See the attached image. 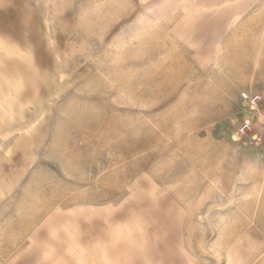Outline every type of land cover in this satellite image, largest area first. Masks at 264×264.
<instances>
[{"label": "rangeland", "instance_id": "374dc122", "mask_svg": "<svg viewBox=\"0 0 264 264\" xmlns=\"http://www.w3.org/2000/svg\"><path fill=\"white\" fill-rule=\"evenodd\" d=\"M235 1L57 0L0 80V150L26 151L0 264H264V0ZM183 10L224 27L167 28Z\"/></svg>", "mask_w": 264, "mask_h": 264}, {"label": "crops", "instance_id": "0c3cea01", "mask_svg": "<svg viewBox=\"0 0 264 264\" xmlns=\"http://www.w3.org/2000/svg\"><path fill=\"white\" fill-rule=\"evenodd\" d=\"M245 2L246 0H237L232 3L229 13L238 14ZM188 4L197 8L206 7L209 0H189ZM178 13L176 12V15ZM180 13L182 18L167 23V28L224 27L222 21L225 20L222 17L215 19L214 22L221 21V24L209 23L206 25L203 24L205 20L199 18L185 21V11ZM180 13L177 17L180 16ZM47 21L53 22V24L57 22V0H0V80L8 81V78L18 76L20 73H15V71H20L23 68L17 67H24L23 65L31 60V55L36 51L34 47L33 51L30 50L31 45L45 44L44 35L40 34V30H44L46 26L47 28L52 26L51 24L47 25ZM196 36L199 38V35ZM37 50L39 52L40 47ZM0 86V92L13 91L12 85L2 84ZM23 152L26 151L16 153L15 150H0V202L4 201L20 182L17 179L18 167H16V163L19 164V159L25 156ZM23 174L24 172L19 176L21 179L24 178Z\"/></svg>", "mask_w": 264, "mask_h": 264}, {"label": "built area", "instance_id": "2783aa9c", "mask_svg": "<svg viewBox=\"0 0 264 264\" xmlns=\"http://www.w3.org/2000/svg\"><path fill=\"white\" fill-rule=\"evenodd\" d=\"M240 99L244 101L250 108L257 109L263 102V98L261 93L259 92H250V91H242L240 93ZM260 118L264 120V111L260 115ZM238 128L237 132L239 134H244L250 128V122L248 120L243 121Z\"/></svg>", "mask_w": 264, "mask_h": 264}]
</instances>
